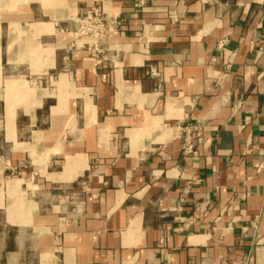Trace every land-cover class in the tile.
Returning a JSON list of instances; mask_svg holds the SVG:
<instances>
[{"label":"crops","instance_id":"1","mask_svg":"<svg viewBox=\"0 0 264 264\" xmlns=\"http://www.w3.org/2000/svg\"><path fill=\"white\" fill-rule=\"evenodd\" d=\"M0 264H264V0H0Z\"/></svg>","mask_w":264,"mask_h":264},{"label":"built area","instance_id":"2","mask_svg":"<svg viewBox=\"0 0 264 264\" xmlns=\"http://www.w3.org/2000/svg\"><path fill=\"white\" fill-rule=\"evenodd\" d=\"M117 24L116 18L107 16L99 5L94 4L72 21L71 33L73 39L78 41L82 48L100 52V41L109 37ZM223 43L224 40L219 45ZM152 74L155 75V72L152 71ZM192 149L193 139L187 131L184 136L183 152L190 153Z\"/></svg>","mask_w":264,"mask_h":264}]
</instances>
